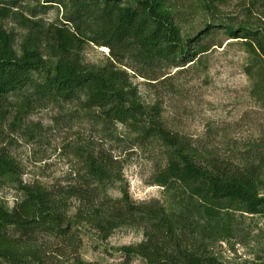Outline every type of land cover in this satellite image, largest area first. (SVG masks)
I'll list each match as a JSON object with an SVG mask.
<instances>
[{
	"label": "rangeland",
	"instance_id": "374dc122",
	"mask_svg": "<svg viewBox=\"0 0 264 264\" xmlns=\"http://www.w3.org/2000/svg\"><path fill=\"white\" fill-rule=\"evenodd\" d=\"M49 1L0 0V30L14 38L18 55L27 21L42 31L62 25L73 30L64 21L68 0ZM164 1L174 16L183 57L177 64H145L127 56L116 68L126 72L136 101L148 111L157 108L164 128L187 141L197 157L257 167L264 183V64L242 39L243 30L264 32V0ZM229 28L238 38L229 35ZM79 39L84 67L93 70L108 62V48ZM199 46L205 52L197 55ZM85 99L35 100L26 91L4 97L0 152L15 161L17 176L15 182L0 183V204L10 210L22 197L21 187H42L63 219L57 233L24 238L9 231L27 251L21 264H148L136 254L126 260L122 252L148 244L146 222L118 223L105 236L87 221L95 209L107 213L108 206L124 199L160 209L177 222V244L172 245L194 256L219 264H264L263 215L248 214L237 203L201 202L189 187L168 177V159L157 139L123 124L102 123L96 112L82 108ZM89 157L111 161L104 182L89 177ZM85 192L94 197L92 209L81 201ZM0 264L15 263L0 258Z\"/></svg>",
	"mask_w": 264,
	"mask_h": 264
},
{
	"label": "trees",
	"instance_id": "16d2710c",
	"mask_svg": "<svg viewBox=\"0 0 264 264\" xmlns=\"http://www.w3.org/2000/svg\"><path fill=\"white\" fill-rule=\"evenodd\" d=\"M205 4L213 6L209 1ZM169 8L164 0H68L64 21L73 30L62 25L42 31L35 23L27 21L29 31L19 46V55L13 47L14 38L0 30V114L5 107L4 97L21 91L30 93L35 100L63 103L80 100V96L85 95L82 108L96 112L102 123L123 124L141 132L144 138L157 139L168 159V177L189 187L198 200L220 206L237 203L248 214L264 216V183L259 180V169L216 157H197L187 141L164 128L157 108L148 111L136 101L126 72L116 68L127 56H134L145 64L163 61L177 64V58H182L183 53ZM228 30L232 38H238L232 29ZM262 31L243 30L242 39L248 40V50L264 64ZM86 32L91 37L86 36ZM79 37L94 46L108 48V62L93 70L84 67L78 52ZM204 52L203 46H199L195 54ZM45 56L51 62L45 61ZM111 164L110 160L89 157V177L104 182L113 168ZM16 176L15 161L0 152V183L15 182ZM165 182L158 181L161 185ZM21 194L20 201L10 210L0 204V258L15 264H21L27 251H21L22 244L11 239L9 231L30 238L35 232L57 233L63 223L50 194L42 187L23 186ZM92 196L86 192L81 196V201L90 209L94 203ZM107 210L103 213L95 209L89 213L92 218L87 219L105 236L118 223L136 220L146 222L151 231L146 243L153 244L155 251L150 252L148 244L135 249L123 248L126 260L136 254L148 264H219L213 258L194 256L179 245L173 246L177 244L178 223L160 209L136 207L124 199L108 206ZM78 216H83L82 212ZM168 247L172 250L168 251ZM165 249L167 251H158ZM32 256L38 258L36 253Z\"/></svg>",
	"mask_w": 264,
	"mask_h": 264
}]
</instances>
